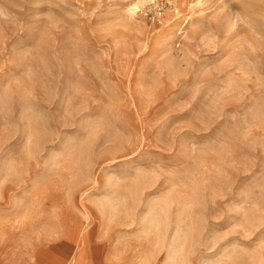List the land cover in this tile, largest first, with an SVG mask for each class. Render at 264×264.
<instances>
[{
	"label": "rangeland",
	"instance_id": "rangeland-1",
	"mask_svg": "<svg viewBox=\"0 0 264 264\" xmlns=\"http://www.w3.org/2000/svg\"><path fill=\"white\" fill-rule=\"evenodd\" d=\"M95 254L264 264V0H0V264Z\"/></svg>",
	"mask_w": 264,
	"mask_h": 264
},
{
	"label": "crops",
	"instance_id": "crops-1",
	"mask_svg": "<svg viewBox=\"0 0 264 264\" xmlns=\"http://www.w3.org/2000/svg\"><path fill=\"white\" fill-rule=\"evenodd\" d=\"M94 260H96V262ZM91 264H103V263L98 260V257H96V254H95V255H92L91 257Z\"/></svg>",
	"mask_w": 264,
	"mask_h": 264
}]
</instances>
